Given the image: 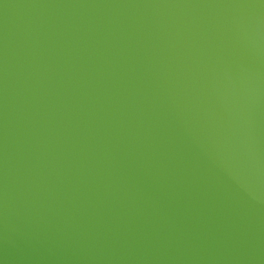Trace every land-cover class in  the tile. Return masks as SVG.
Segmentation results:
<instances>
[{
	"label": "water",
	"instance_id": "obj_1",
	"mask_svg": "<svg viewBox=\"0 0 264 264\" xmlns=\"http://www.w3.org/2000/svg\"><path fill=\"white\" fill-rule=\"evenodd\" d=\"M0 264H264V0H0Z\"/></svg>",
	"mask_w": 264,
	"mask_h": 264
}]
</instances>
